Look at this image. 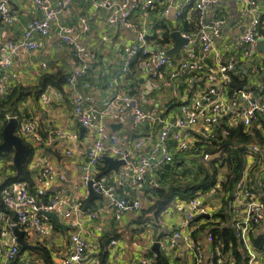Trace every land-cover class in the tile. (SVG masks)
Masks as SVG:
<instances>
[{
    "label": "crops",
    "instance_id": "1",
    "mask_svg": "<svg viewBox=\"0 0 264 264\" xmlns=\"http://www.w3.org/2000/svg\"><path fill=\"white\" fill-rule=\"evenodd\" d=\"M102 1L72 0L67 3L64 11L52 24L50 34L32 33L30 39L37 41L40 44L39 47L37 49L19 48L17 55L13 58L12 65L3 69V75L0 78V100H4L17 86L34 87L38 85L44 73L69 75L70 71L78 64V58L70 52L57 35L58 26L76 25L81 29L85 24L88 27L80 38L81 43L87 46L91 52L87 76L80 78L73 85L66 82L61 88L50 87L38 97L28 96L19 104L21 118L13 115L11 111L3 113L0 109V143L3 141L5 124L10 118H17L19 120L17 133L31 149L30 158L25 166L27 165L31 171L33 181L36 176L42 175L46 168L51 169L55 174L64 176L62 182L44 181L39 186L34 181V189L37 191L36 197L43 201H49L56 194L64 192L67 201L52 211L57 213L58 220L48 216V219H43L40 228L34 225L28 228L18 225L26 231L25 241L28 244L43 247L47 255L44 251L37 249L26 248L22 250V246L13 231V226L17 225L15 224V213L7 207L9 212L0 209L2 223L0 264H63V259L74 249L71 240V234L74 232L80 233L87 240L86 264H143L142 261L144 260L150 264L153 262L155 254L164 252L161 249L167 240V236L175 229L180 228L184 221L183 213H179L175 207L176 204L184 203L191 198L176 199L158 218H153V214L147 209L155 200L154 188L159 185L170 186V183H165L171 179L168 177L163 179L157 174V170L147 173L145 179L139 181L134 168L128 165H121L119 171L106 169L103 175H98L102 165H97L92 167V173L104 186L114 189L116 199L123 197L129 200L139 199L141 201L139 210L126 211L118 217L115 202L102 195L92 198L91 208H83L88 202L90 191L88 186L83 183L82 176L84 166L89 161V152L95 134L83 127L75 117V102L79 94L94 97L96 106L100 108L119 93H129L133 95L136 103L144 111L159 117L160 120L158 121L137 124L134 113L129 111L121 120L109 123L111 131L120 138L121 143L119 145H123L132 152L135 150L138 141L144 140L143 149L148 150L166 126L171 125L174 128L181 117L180 104L183 101L197 96L209 86L220 85L219 63L232 56L236 57V64L230 74L237 82L243 83L246 88H235L230 79V83L224 90L225 96L229 99L233 98L239 90L252 91L254 94H260L264 90L263 51L259 50L257 46V53L246 58L241 52H236L233 49L237 37L253 17H259L264 21V0H258L257 4L251 8L244 7L236 0H224L211 7L206 15L207 21L222 14L227 17V22L221 35L215 38L214 51L205 59L204 73L198 75L191 84L176 79L172 81L171 85H167L166 82L178 62L183 58L194 59L200 55L201 47L198 43L182 47L175 55L168 54L175 45L171 36L174 31L194 32L199 28L194 4L189 2L191 5L186 9L183 16L177 17L175 13L178 5L188 0H139L137 8L133 11L132 22L147 26L151 43H169L164 52L170 59L158 76L153 75L145 56L138 58L134 67L132 65V73L120 76L119 68L122 56L119 48L134 44L136 36L133 31L125 26L108 24L107 17L110 9L104 6ZM10 5L17 16V20L9 25L0 16L1 57L7 52L6 43L8 40L24 37L25 26L31 20L42 17L40 9L33 0H10ZM183 17L187 21L188 27L184 26L181 19ZM167 29L170 31L167 41L163 38L155 39L156 35L165 34ZM114 78H118L116 82H113ZM111 82L114 83L112 86L110 85ZM230 86L235 89L232 94L229 92ZM173 91L178 92V95L174 96ZM28 120L35 121L38 125L41 138L38 142L31 141L29 137L20 132V125ZM256 125L264 134L262 122L259 121ZM232 126L235 124L231 119H225L215 130L216 133L220 134L221 128ZM206 128L202 124L197 125L193 127L191 134L197 138ZM173 145L172 140L168 141L170 148ZM196 146L193 150L197 149ZM188 151H177L175 156ZM197 155L200 156L201 152H197ZM221 155H224L223 151H221ZM13 156V151L6 156L0 155V183L17 174ZM111 156L120 159L118 156ZM173 161L167 164L171 165ZM247 166L248 164L245 166L243 178H248L247 182L250 185L252 182L249 179L254 178V176L246 170ZM178 169H181V166H178ZM225 181L226 171L218 174L215 186L218 187L217 191L213 193L210 190L204 196V200L211 208V213H208L209 216L200 218L201 220L193 225V238L203 244L202 264H210L211 246L206 242L205 236L214 224L207 226L202 231H198V227L206 223L207 218L210 217V222L221 223L223 226L230 225L234 219L231 213V203L228 207L229 217L226 221L213 216L222 207L223 197H225L223 196L222 184ZM21 187L28 188V183L26 181L14 183L4 192L8 189L18 191ZM77 200H82L81 211L75 220L68 221L65 217V211ZM68 222H74V224L69 225ZM258 231L254 237L262 235L260 234L262 231L259 229ZM112 240H115L116 244L111 245ZM95 242L98 243L99 247L92 249ZM102 242L107 244L109 251V257L105 263H102L99 257ZM156 242L159 243L158 252L153 249ZM15 243L19 245V253L14 259L7 260L6 253ZM170 260L172 264H182L183 262L192 264V255L185 252L184 241L180 240L179 245L172 249Z\"/></svg>",
    "mask_w": 264,
    "mask_h": 264
},
{
    "label": "built area",
    "instance_id": "2",
    "mask_svg": "<svg viewBox=\"0 0 264 264\" xmlns=\"http://www.w3.org/2000/svg\"><path fill=\"white\" fill-rule=\"evenodd\" d=\"M42 13L41 18L31 20L24 28V37L17 40H8L6 43L7 52L0 56V78L3 69L12 65L14 57L19 48L37 49L39 43L30 39L32 33L38 32L41 35L51 33L52 24L64 11L67 3L72 0H33ZM194 1V8L197 11L196 21L199 28L194 32L184 31L182 36L188 40L187 45L198 43L201 47L200 55L197 58H183L171 71L167 80V85H171L173 80L180 79L186 84H191L205 71V59L214 51L215 38L222 33L227 22V17L220 14L210 21L206 20L208 10L220 4L224 0H188L178 5L175 15L181 17L189 2ZM237 3L246 8H251L257 4L258 0H236ZM102 4L110 9L107 22L111 26H125L135 33L136 42L131 46L120 47L122 62L119 68V75L126 76L132 73V62L141 54L146 57L154 76H158L169 62L168 55L164 52L169 43L153 42L148 39L147 26L138 25L132 22L133 11L137 8L139 0H103ZM0 16L11 25L17 20L10 0H0ZM261 19L253 17L244 27L243 32L237 37L233 46L234 51L241 52L246 58H250L257 53V46L260 40L264 41V33L261 32ZM264 28V27H263ZM88 27L84 24L81 29L76 25H60L57 35L70 52L78 58V64L70 71L66 78L69 84H75L80 78L89 73L88 60L91 57L89 48L80 41L81 34ZM163 35L158 38H162ZM107 39V37H104ZM158 40V39H157ZM1 41V40H0ZM154 41V40H153ZM161 50V51H159ZM264 54V51H263ZM236 57L232 56L226 61L219 63L220 85H213L202 90L197 96L183 101L180 104L181 117L175 127L166 126L152 142L148 150H144V140H140L135 145V150L130 151L123 145H119L120 138L114 134L109 126L110 122H116L124 118L127 112L132 111L135 115V123L153 122L160 120L156 114L144 111L135 101L133 95L129 93H119L113 99L108 100L102 107L96 106V100L91 96L78 95L75 102V117L77 121L90 132L95 134V139L89 152V161L84 166L82 181L88 186L92 182L93 190L111 199L116 204L117 216L126 211L139 210L141 201L139 199L129 200L126 197L116 199L114 189L104 186L93 175L92 167L97 166L105 157L114 155L126 160L128 166L133 167L137 180L145 179V175L163 168L164 165L174 160L177 151L193 149L196 143H211L219 141L215 128L225 119H231L235 124L232 127L221 128V133L227 135L229 128L242 125L243 132L254 136L259 126L257 122L264 120V90L260 94L252 91L239 90L233 98L225 96V88L230 83V73L235 68ZM45 65V64H44ZM118 78H114L116 82ZM111 82L112 86L114 83ZM177 96L178 92L173 91ZM206 126V130L194 137L191 134L193 127L197 125ZM20 132L29 137L31 141L38 142L41 138L38 132V125L35 121L28 120L19 127ZM76 137V135H74ZM173 141L172 148L168 146V141ZM203 145V144H202ZM240 146L245 148L246 170L254 178H250L252 183L248 184V178H242L234 188L231 198V213L233 221L229 226L234 227L241 250L244 252L245 264H264V242L258 247L253 242V234L264 235V146L257 140L243 142ZM197 148V147H196ZM221 151L209 153L204 151L202 160L207 163L220 157ZM115 158V157H114ZM245 169V168H244ZM64 176L55 174L51 169H44L42 175L36 176V185H41L44 181H60ZM256 180V182H254ZM216 186V185H215ZM213 187L211 191L215 193L218 187ZM205 194H198L184 203L176 204V210L183 213L184 221L180 228L175 229L163 244L162 249L170 256L172 249L179 245V241H184L185 252L192 255V264H202L203 244L193 238V221L211 213V208L204 200ZM223 196L224 193H223ZM5 204L16 216V223L22 227L31 225L40 228L43 219H48L47 215H42L40 211L52 212L61 203H67L64 192L56 194L49 201L38 199L27 187H21L18 191L8 189L3 193ZM83 206L82 200H77L65 211L68 221L75 220ZM73 225L74 222H68ZM2 223L0 219V230ZM206 242L211 246L209 253L210 264H236L232 254L221 256L220 247L214 246L215 236L211 230L206 232ZM74 245L73 251L63 259V264H86L88 253L87 240L78 232L71 234ZM116 244L115 240L111 245ZM97 242L93 243L92 249L98 248ZM161 248V247H160ZM19 253V245L13 244L7 251L6 259L12 260ZM155 254L153 256L154 264ZM143 264H149L147 260Z\"/></svg>",
    "mask_w": 264,
    "mask_h": 264
},
{
    "label": "trees",
    "instance_id": "3",
    "mask_svg": "<svg viewBox=\"0 0 264 264\" xmlns=\"http://www.w3.org/2000/svg\"><path fill=\"white\" fill-rule=\"evenodd\" d=\"M194 1H192V5ZM191 5V3L187 4L186 9ZM184 10V12L186 11ZM184 14V13H183ZM183 16V15H182ZM181 16V17H182ZM183 20L184 26H187V21L184 20V17L181 18ZM181 20V21H182ZM261 27L260 30L264 33V21L261 19ZM189 24V23H188ZM160 26V25H159ZM165 26V25H161ZM188 27V26H187ZM169 29L163 34V40L169 39ZM155 36V35H154ZM153 36V37H154ZM159 36L156 35L155 39ZM150 40V38L148 37ZM154 39V40H155ZM142 57L141 54L138 55L135 60L132 62L134 67V63L138 58ZM68 75L60 74V73H44L39 81V84L34 87L29 86H17L10 92L4 100H0V109H2L3 113H7L11 111L13 115L21 118V113L19 112V104L28 96H40L42 95L48 88L55 87L61 88L63 84L66 83V78ZM246 83L245 81H242ZM234 88L230 86L229 92L232 94L234 92ZM262 125L264 126V120H261ZM229 132L227 135H223L222 133L218 134L219 141H213L211 144L206 143H197V149L191 150L188 152L180 153V155L175 156L173 163L167 164L163 166V170L159 169L157 174L160 175L163 179L170 178L171 180L167 181L165 184L170 183L171 185L168 187L157 186L154 188L155 200L151 207L147 209L148 212L153 214V218H158L163 211H165L176 199H190L198 194H207L208 191L211 190L217 184V177L220 172L219 167L226 166V181L222 184V190L224 192L225 197H223V203L221 209L213 215L215 218H220L222 221H226L229 217L228 207L232 198V194L234 188L242 178L244 174V168L246 163L245 158V148L240 146L241 142H247L249 140H257L259 143L264 145V134L261 129H255L256 133L254 136H250L243 132V126L233 127L228 129ZM216 153L219 151H223L224 155H220V157L216 160L209 161V165L206 166L203 160H199V156L197 152ZM3 156L8 155V153H3ZM185 161L186 164L192 165V167L197 166L198 170L192 178L189 179V182L184 184L183 182L177 180L179 178V169L178 166L181 162ZM98 165H102L101 171L98 175H103L106 172L108 167V161L105 157ZM14 167V166H13ZM26 172L21 176L12 175L8 177L4 182L0 183V209L3 211L9 212L8 207L5 205L3 192L10 185L22 181H26L28 183V188L32 194L36 196L37 191L34 189V181L31 175V171L28 166H25ZM202 173L201 177L196 179ZM97 179V178H96ZM175 181V182H174ZM174 182V183H173ZM7 207V209H6ZM146 213V210H144ZM12 214V213H11ZM208 221L198 227V231L204 230L207 226L214 224L211 228V232L215 236L214 246L220 247L221 256L228 254L229 252L235 257L236 264H245L244 262V252L241 250V245L237 237L236 230L234 227L229 225L223 226L221 223H212L210 222L211 217L207 218ZM201 219H197L193 221V223H198ZM254 235V234H253ZM253 242L256 246L261 247L264 242V235H257V237L253 236ZM99 257L102 263H105L109 257V251L107 249V244L101 243V249L99 252ZM181 259V258H179ZM215 264L216 263L214 259ZM53 264V263H50ZM154 264H172L170 260V256L165 252H159L156 255Z\"/></svg>",
    "mask_w": 264,
    "mask_h": 264
},
{
    "label": "water",
    "instance_id": "4",
    "mask_svg": "<svg viewBox=\"0 0 264 264\" xmlns=\"http://www.w3.org/2000/svg\"><path fill=\"white\" fill-rule=\"evenodd\" d=\"M173 40L175 41V45L170 51L168 52L169 55H175L177 54L180 49L184 46L187 45L188 40L185 39L180 31H174L171 34ZM258 48L259 50L264 51V41L260 40L258 42ZM231 79V84L238 89H243L246 88L243 83H239L235 80V78L230 75ZM19 125V120L17 118H10V120L5 124L3 128V141L0 143V155L3 153H9V152H14L13 156V163L14 166L17 169V176H21L22 174L25 173V163L29 160L30 155H31V149L30 147L24 142L22 137L17 133V127ZM107 161L109 163L107 170H115L119 171V168L121 165H126L127 162L124 159H116L112 156L107 157ZM92 182L88 184L89 188V197H88V202L86 205H84V209L86 208H91V201L92 198L95 196H101L100 194L96 193L93 188H92ZM41 214L47 215L51 218H54L58 220V216L56 212H46V211H40ZM203 216H209L208 214L203 215ZM13 231L17 237L18 242L22 246V250L26 248H32V249H37L45 252V249L39 245H31L28 244L24 237L26 234V231L24 229H21L18 225L13 226ZM153 249L156 250L157 252L159 251V243L156 242L153 245ZM47 255V253H46ZM182 264H188L187 262H183Z\"/></svg>",
    "mask_w": 264,
    "mask_h": 264
},
{
    "label": "rangeland",
    "instance_id": "5",
    "mask_svg": "<svg viewBox=\"0 0 264 264\" xmlns=\"http://www.w3.org/2000/svg\"><path fill=\"white\" fill-rule=\"evenodd\" d=\"M198 158H199V160H202L201 155ZM204 164L206 166H208L209 162L204 163ZM177 166H181V169H179V171H180L179 172V178L177 180L183 182L184 184L188 183L189 179L192 178L197 171H199L196 165H195V167H192V165L186 164L185 161L181 162V164H179ZM219 169H220L219 173H223L224 171H227L226 166H221V167H219ZM201 175H202V173H199L198 177L196 179H194L193 181H196L198 178L201 177Z\"/></svg>",
    "mask_w": 264,
    "mask_h": 264
}]
</instances>
